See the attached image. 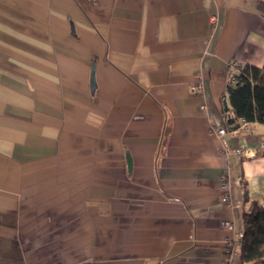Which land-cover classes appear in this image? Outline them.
Returning <instances> with one entry per match:
<instances>
[{
    "label": "crops",
    "instance_id": "1",
    "mask_svg": "<svg viewBox=\"0 0 264 264\" xmlns=\"http://www.w3.org/2000/svg\"><path fill=\"white\" fill-rule=\"evenodd\" d=\"M233 62L264 66V0H0V264H222L264 207Z\"/></svg>",
    "mask_w": 264,
    "mask_h": 264
},
{
    "label": "trees",
    "instance_id": "2",
    "mask_svg": "<svg viewBox=\"0 0 264 264\" xmlns=\"http://www.w3.org/2000/svg\"><path fill=\"white\" fill-rule=\"evenodd\" d=\"M228 94V125L232 126L236 119L264 125V66L245 65L236 84L228 87ZM240 218L244 227L237 247L240 264H264V207L251 202Z\"/></svg>",
    "mask_w": 264,
    "mask_h": 264
},
{
    "label": "built area",
    "instance_id": "3",
    "mask_svg": "<svg viewBox=\"0 0 264 264\" xmlns=\"http://www.w3.org/2000/svg\"><path fill=\"white\" fill-rule=\"evenodd\" d=\"M211 23H217V17L212 16L211 17ZM244 65L238 63V62H233L230 66L229 70V75H228V87L234 86L236 84L237 76L240 74V72L243 70ZM195 85L194 89L196 92L200 93L202 92V81L199 73H195ZM240 126L247 127V124L243 120H239ZM212 133H214L219 141L221 142L222 146L224 147L225 151L227 153H230L231 151L227 150L226 148V130L224 128H218L215 130H211ZM260 149L264 150V143L260 144ZM234 155L238 156H245L247 155V150L244 149L243 147H239L232 151ZM219 186L220 189L222 190V195H221V201L223 203H228V191H229V184L225 181L224 177H221L219 179ZM238 206H236L237 208ZM221 226L227 230L234 231L235 232V238L229 240L224 246H223V253L225 256V259L222 264H231L233 258L239 257L238 252H237V247L239 242L244 236V227L243 224L241 223L240 227L238 230H236V225L234 221H223L221 222Z\"/></svg>",
    "mask_w": 264,
    "mask_h": 264
},
{
    "label": "water",
    "instance_id": "4",
    "mask_svg": "<svg viewBox=\"0 0 264 264\" xmlns=\"http://www.w3.org/2000/svg\"><path fill=\"white\" fill-rule=\"evenodd\" d=\"M93 77L91 76V87L93 88V79H92ZM224 110L225 111H227L228 110V108L226 107V104L224 103Z\"/></svg>",
    "mask_w": 264,
    "mask_h": 264
}]
</instances>
